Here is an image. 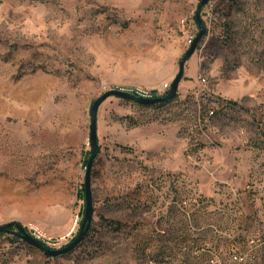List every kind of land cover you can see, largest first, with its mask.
I'll use <instances>...</instances> for the list:
<instances>
[{
	"label": "rangeland",
	"instance_id": "obj_1",
	"mask_svg": "<svg viewBox=\"0 0 264 264\" xmlns=\"http://www.w3.org/2000/svg\"><path fill=\"white\" fill-rule=\"evenodd\" d=\"M199 2L0 0V264H237L229 253L254 236L247 264H264V0H213L170 100L100 104L93 213L72 250L49 256L16 234L20 224L54 250L75 239L93 102L170 88ZM153 127L165 142L157 177L141 150Z\"/></svg>",
	"mask_w": 264,
	"mask_h": 264
},
{
	"label": "water",
	"instance_id": "obj_2",
	"mask_svg": "<svg viewBox=\"0 0 264 264\" xmlns=\"http://www.w3.org/2000/svg\"><path fill=\"white\" fill-rule=\"evenodd\" d=\"M209 0H200L196 14H195V19L199 28V33L190 45V47L187 49V51L184 53V55L181 57L178 65V71L176 75L174 76L173 80L170 82V88L167 92V94L164 97L160 98H142V97H136L124 90L121 89H116V88H111L110 90L106 91L103 93L100 97H98L92 104L91 109H90V134H89V142L91 145V153L90 157L87 161L86 165V172H85V179H84V191H85V212L83 216V220L81 223V228L78 233V235L75 237V239L69 243L66 247L62 249H50L43 244L40 243V241L36 238H34L32 235L28 234L23 227L20 224H16L18 232L16 234L24 240L26 243L40 249L43 253L49 255V256H57L61 255L63 253H66L70 250H72L82 239L84 236L85 232L88 229V226L91 222L92 218V213H93V205H92V195H91V180H90V170L92 166V162L95 158L96 155V147H97V132H96V116H97V111L100 106V104L107 99L108 97L114 96L118 98H124V99H130L133 100L134 102L138 104H143V105H151L155 103H161L167 100H170L172 97L177 92L180 80L182 79L183 76V70H184V64L185 61L194 53L196 45L202 35L204 34V26L203 22L201 20V9L204 6L206 2ZM7 225L0 226V232L6 231Z\"/></svg>",
	"mask_w": 264,
	"mask_h": 264
},
{
	"label": "built area",
	"instance_id": "obj_3",
	"mask_svg": "<svg viewBox=\"0 0 264 264\" xmlns=\"http://www.w3.org/2000/svg\"><path fill=\"white\" fill-rule=\"evenodd\" d=\"M211 5H213V0H209L202 7L201 15L204 19V22H205V19H208L209 6H211ZM182 26L185 29V36H187V46H189L192 44V42H193V40H194V38L198 32V26H197L196 21H195V11H193V24H182ZM198 81H199L201 87H205V78L204 77L199 75ZM168 88H169L168 84H163L161 87L154 89V90L134 88V89H127V91H129L132 95H134L136 97L154 98V97L164 95V93L168 90ZM215 112H216V108L213 107L212 105L207 108L208 116H213L215 114ZM198 165L202 169L204 168L206 170H209L212 167L213 163L209 158H205L204 160L199 162ZM218 184H222L223 186L225 185V186L231 187V189H233L232 179H231V181L230 180H225L224 182L219 181ZM252 189H253L252 183L249 182L243 186L242 191H243V193L244 192L249 193V192H251ZM259 242H260V238L257 236L250 238L248 241V246L250 247V249H248L244 252L238 251V252L233 253V254L229 253L230 259L232 261L236 262L237 264H247V263L252 262L253 256L255 254L253 251L255 250V248H257L261 245ZM258 243H259V245H258Z\"/></svg>",
	"mask_w": 264,
	"mask_h": 264
},
{
	"label": "crops",
	"instance_id": "obj_4",
	"mask_svg": "<svg viewBox=\"0 0 264 264\" xmlns=\"http://www.w3.org/2000/svg\"><path fill=\"white\" fill-rule=\"evenodd\" d=\"M147 135H143V143L141 144V150L145 154L144 161L147 163V170L154 174L156 177L162 168L163 164V153H164V137L158 133L159 128L153 127L148 129ZM136 133L133 132V136ZM156 192H158V188H156Z\"/></svg>",
	"mask_w": 264,
	"mask_h": 264
},
{
	"label": "bare ground",
	"instance_id": "obj_5",
	"mask_svg": "<svg viewBox=\"0 0 264 264\" xmlns=\"http://www.w3.org/2000/svg\"><path fill=\"white\" fill-rule=\"evenodd\" d=\"M210 13H211V12H210V9H209V11H208V17H210Z\"/></svg>",
	"mask_w": 264,
	"mask_h": 264
},
{
	"label": "trees",
	"instance_id": "obj_6",
	"mask_svg": "<svg viewBox=\"0 0 264 264\" xmlns=\"http://www.w3.org/2000/svg\"><path fill=\"white\" fill-rule=\"evenodd\" d=\"M162 103V102H161ZM212 119H214V118H211L210 120H212ZM8 227H9V225H8Z\"/></svg>",
	"mask_w": 264,
	"mask_h": 264
}]
</instances>
